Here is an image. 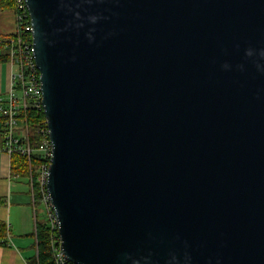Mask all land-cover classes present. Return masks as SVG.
<instances>
[{
    "label": "water",
    "instance_id": "water-1",
    "mask_svg": "<svg viewBox=\"0 0 264 264\" xmlns=\"http://www.w3.org/2000/svg\"><path fill=\"white\" fill-rule=\"evenodd\" d=\"M76 264H264V0H25Z\"/></svg>",
    "mask_w": 264,
    "mask_h": 264
},
{
    "label": "built area",
    "instance_id": "built-area-1",
    "mask_svg": "<svg viewBox=\"0 0 264 264\" xmlns=\"http://www.w3.org/2000/svg\"><path fill=\"white\" fill-rule=\"evenodd\" d=\"M15 17L14 36L0 37V41L9 51L11 63L17 67L12 74L8 95L0 96V122L3 129L2 150L10 156L20 153L28 156L29 159L35 151L41 153L43 160L39 168V182L43 190V204L50 225L53 229L58 230L59 221L47 188L49 167L53 156V145L48 126L46 130H42V139L38 148L33 146L29 137L27 109L33 107L44 110V107L40 70L34 55L33 27L25 0H18V12L15 10ZM29 179L31 188H33L32 174ZM32 194L34 199V193L32 192ZM54 259L55 264H76L67 258L61 245L54 246Z\"/></svg>",
    "mask_w": 264,
    "mask_h": 264
},
{
    "label": "crops",
    "instance_id": "crops-1",
    "mask_svg": "<svg viewBox=\"0 0 264 264\" xmlns=\"http://www.w3.org/2000/svg\"><path fill=\"white\" fill-rule=\"evenodd\" d=\"M16 17L14 10L0 12V37L14 34ZM7 48L0 41V58ZM16 65L0 59V96H7ZM3 129L0 122V264H28L36 242V214L31 183L11 172V156L2 150ZM43 212L46 215L45 208ZM47 217V215H46ZM40 218V217H39ZM44 220V219H41Z\"/></svg>",
    "mask_w": 264,
    "mask_h": 264
},
{
    "label": "trees",
    "instance_id": "trees-1",
    "mask_svg": "<svg viewBox=\"0 0 264 264\" xmlns=\"http://www.w3.org/2000/svg\"><path fill=\"white\" fill-rule=\"evenodd\" d=\"M7 10H16L18 12V0H0V12ZM9 37L14 34L8 35ZM1 60H9L10 55L7 50L6 54L0 58ZM27 121L29 127V137L35 148H38L42 139V130H46L47 121L43 109L29 108L27 109ZM43 158L39 151H35L31 159L20 153L11 155V172L14 176H18L30 183V175L33 178L34 207L36 214L35 232L36 242L33 246L34 253L28 257V264H55L54 246H59V234L56 228H52L49 220H41L39 218V207H44L43 190L39 182V168ZM5 227L0 224V231H4ZM5 231L1 233L3 236Z\"/></svg>",
    "mask_w": 264,
    "mask_h": 264
},
{
    "label": "rangeland",
    "instance_id": "rangeland-1",
    "mask_svg": "<svg viewBox=\"0 0 264 264\" xmlns=\"http://www.w3.org/2000/svg\"><path fill=\"white\" fill-rule=\"evenodd\" d=\"M39 217L41 219L47 220V217H46L45 213L43 212V207H39Z\"/></svg>",
    "mask_w": 264,
    "mask_h": 264
}]
</instances>
